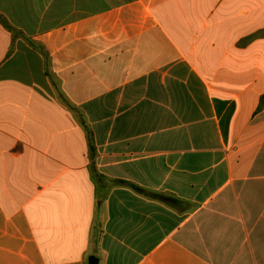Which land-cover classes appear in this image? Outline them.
<instances>
[{
    "label": "crops",
    "instance_id": "0c3cea01",
    "mask_svg": "<svg viewBox=\"0 0 264 264\" xmlns=\"http://www.w3.org/2000/svg\"><path fill=\"white\" fill-rule=\"evenodd\" d=\"M264 264V0H0V264Z\"/></svg>",
    "mask_w": 264,
    "mask_h": 264
},
{
    "label": "water",
    "instance_id": "95a60500",
    "mask_svg": "<svg viewBox=\"0 0 264 264\" xmlns=\"http://www.w3.org/2000/svg\"><path fill=\"white\" fill-rule=\"evenodd\" d=\"M88 264H97V259L93 257L88 258Z\"/></svg>",
    "mask_w": 264,
    "mask_h": 264
}]
</instances>
